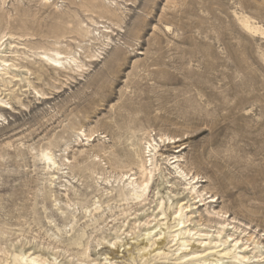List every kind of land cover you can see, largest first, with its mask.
I'll list each match as a JSON object with an SVG mask.
<instances>
[{
  "label": "rangeland",
  "instance_id": "1",
  "mask_svg": "<svg viewBox=\"0 0 264 264\" xmlns=\"http://www.w3.org/2000/svg\"><path fill=\"white\" fill-rule=\"evenodd\" d=\"M242 14L264 28V0H0V59L9 72L0 75V97L10 103L0 109V264H13L3 260L18 246L50 260L56 253L60 264H216L214 253L181 262L171 238L160 243V228L171 230L149 218L163 195L157 182L142 203L118 200L114 180L130 168L110 157L143 146L149 130L182 138L166 153L182 150L175 155L204 179L200 189L220 197L198 202L190 226L202 218L196 227L214 233L221 210L227 226L212 238L253 235L249 244L264 252V34L247 32ZM45 50L70 51L81 67L44 66ZM46 148L57 155L55 171L36 157ZM171 169L161 165L183 191ZM79 235L80 245L70 244Z\"/></svg>",
  "mask_w": 264,
  "mask_h": 264
},
{
  "label": "bare ground",
  "instance_id": "2",
  "mask_svg": "<svg viewBox=\"0 0 264 264\" xmlns=\"http://www.w3.org/2000/svg\"><path fill=\"white\" fill-rule=\"evenodd\" d=\"M4 2L5 0H1ZM49 1V0H46ZM106 13L110 14L113 17H118V13L115 10H112L108 8L105 10ZM239 20L243 28L253 34H264V28L257 24L251 17L247 15H240ZM91 31L87 30L86 33L89 34ZM12 35V34H11ZM7 36V34L0 35V48L4 45L5 42L1 44V42L4 40V38ZM97 54L93 53L89 55V57L93 58L90 61H96ZM38 57L40 59V62L44 64V66H50L54 69H58L60 67H64L65 70L69 68H73L74 66L80 68L79 65L82 61L78 60V57L73 54L72 52H60L58 50L52 51V50H45L44 52L38 53ZM120 55H116L113 61V66L115 65L120 66ZM8 65V60L0 59V75L3 77L4 74H8L9 72L6 70V66ZM16 66V65H13ZM27 71H30L28 69ZM20 73H16V75H13L12 78L16 77ZM27 74V73H25ZM27 79V78H26ZM12 82L11 80L9 81ZM30 83V82H29ZM34 90L40 95V97L47 99L45 93L39 91L36 87H34ZM1 91V90H0ZM9 102L8 100H5L4 98L0 97V109L1 110H7L9 108ZM122 127H119V130H121ZM124 132V131H123ZM122 132V133H123ZM128 132V131H127ZM126 132V134H127ZM119 132L120 137L122 136ZM87 135V134H86ZM94 135V132H92L89 135V138H91ZM141 147H138L137 144H134L132 147H130L127 151L126 155L121 154H115L110 157L111 165L114 167L119 168H130L128 172H123L120 176H117L114 181L118 182V200L119 201H137V203H142L147 199V194L149 190L154 186L156 183V190L157 195L161 192H163V195L158 197L159 202L157 203V208H159V211L153 215V220L161 223L167 224V228H170V233L167 234V232L160 228L159 235L162 237V235H165L163 240L160 242L162 244L167 245L166 237L171 238L169 240L170 243L174 242L172 246H177L176 248V254L180 253L177 260H181V262H184L185 260H188L190 256L194 258V256L198 257H205L206 255H209L210 253H214V256H217L216 258V264L217 263H223L224 258H231L235 260L236 263L232 264H256L257 262L264 261V252L256 251L259 246H256L257 242H253L255 246L252 247V243L249 244L253 238V235H251L250 238L247 239V242H244L241 237L233 238V235L228 234L227 238L225 240L218 239V237H221L223 232L225 231V227L227 226L226 222V215L223 213V211H217L215 212V215L218 217L224 218V221L218 222L221 226L217 227L216 230H214V233H210L212 231H203L198 229L197 227L201 225L200 221L202 218H200L194 227H191V223H193V217H190L189 214H194L195 209H199L200 206H198V202H202L200 205L204 206L206 205L205 201L206 199H210L209 203H215L220 200V197L215 195H210V192H206V189H200V187L197 185L199 182H203L204 179H200L198 174L192 173L191 170L185 169L181 162H183V158H181L180 155H175L177 152L175 151L172 158H170L169 154L166 153L168 150V147L171 145L176 144L177 142L182 141V138L179 136H171L168 134H161L160 136L156 137V133H152L149 131H145V135L143 138H140ZM95 140V139H94ZM140 146V144H139ZM178 147V146H177ZM34 150V148L32 149ZM100 152L107 153L105 147H101L99 149ZM36 157L38 160L42 161L45 166L49 170L54 171L58 169V166L60 163L57 160V155L52 149L46 148L44 150H40L39 152L36 151ZM99 155L96 154L95 157L97 158ZM93 161H97L96 159H93ZM162 161V162H161ZM171 165L172 169L170 172V175H174L173 177L178 182H181V184H184L183 191H176L173 189V184L170 185L169 178L165 177L163 172L161 171V165L166 164ZM98 165V164H97ZM135 169L137 171L135 173L133 172ZM53 171V172H54ZM159 175V181L156 179V176ZM55 175H52V178H54ZM107 184H111V179L106 178L105 179ZM113 186V184H112ZM167 189L166 192L163 190ZM185 196H190L189 200ZM179 197H185L178 199ZM191 198H200V200L196 202H191ZM177 199V201H176ZM97 204V202H95ZM102 208V205H96L93 210L99 211ZM173 209V211H171ZM86 211H89L87 208ZM170 211V212H169ZM91 212V211H90ZM210 211H208L209 213ZM128 212L125 210L123 214H127ZM92 214V213H91ZM169 219V220H167ZM167 220V221H165ZM174 220L176 221L175 225H171L170 221ZM98 221V220H97ZM151 222L150 220H145L144 224H149ZM141 222H139V225ZM197 226V227H196ZM158 227L157 225L154 227L156 229ZM237 228V226H234ZM101 228H98L100 230ZM154 230V229H153ZM164 230V231H163ZM145 231H149L148 234H151L150 228L145 229ZM217 234L214 237V234ZM83 235H79L77 240L75 242H71L70 244H76L80 245V239ZM120 236H117L119 238ZM160 237V238H161ZM229 238V239H228ZM231 239V243L229 246H226V243L229 242ZM264 239V238H263ZM107 240V238L103 237L100 238L99 244H103V241ZM196 240L199 241V244H195ZM156 242V241H155ZM154 242V243H155ZM27 243H31V240H29ZM108 243L115 245V241H112L111 239L108 240ZM167 243V244H166ZM214 246L206 247L202 250L201 245L202 244H213ZM262 243V242H260ZM119 247L121 245H118ZM148 246V243H145L142 247V249H146ZM170 246V247H172ZM191 246L190 252L188 251L189 247ZM169 247V248H170ZM53 248H57L56 246ZM110 248V246H108ZM193 248L195 250L193 251ZM118 252V251H117ZM114 253V251H112ZM82 255H86V250L81 252ZM164 254H169L167 252H164ZM12 258L13 264H60L61 262H58L59 256H57L56 253H53V260L48 259L46 256H41L39 254H36V252L28 251L25 248H20L18 246L15 248L11 253H8V257L3 260V263L8 261L10 257ZM115 257L109 258L108 256L105 257L106 261L108 259H113ZM197 260V259H195ZM194 260V261H195ZM89 262V263H87ZM193 262V261H192ZM81 264H96L93 261H81Z\"/></svg>",
  "mask_w": 264,
  "mask_h": 264
}]
</instances>
